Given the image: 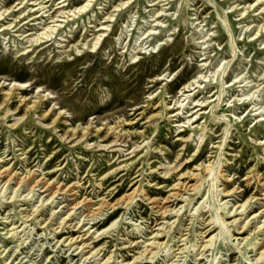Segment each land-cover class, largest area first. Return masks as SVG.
<instances>
[{
	"label": "rangeland",
	"instance_id": "rangeland-1",
	"mask_svg": "<svg viewBox=\"0 0 264 264\" xmlns=\"http://www.w3.org/2000/svg\"><path fill=\"white\" fill-rule=\"evenodd\" d=\"M58 2L0 0V26H10L0 32V97L13 90L11 107L37 106L15 128L0 115V161L76 193L49 199L0 179V264H127L156 239L136 264H264V0H90L67 20ZM56 23L51 41L32 42ZM101 25L102 41L84 48ZM178 181L200 191H180L162 216ZM83 198L94 200L91 217L83 203L72 209ZM82 242L91 246L74 248Z\"/></svg>",
	"mask_w": 264,
	"mask_h": 264
},
{
	"label": "bare ground",
	"instance_id": "bare-ground-1",
	"mask_svg": "<svg viewBox=\"0 0 264 264\" xmlns=\"http://www.w3.org/2000/svg\"><path fill=\"white\" fill-rule=\"evenodd\" d=\"M92 1V0H91ZM127 1V0H126ZM66 2V0H59V4L60 3H65ZM256 2V1H255ZM91 2H90V0H87L84 4H82V5H80V6H78L77 8H75L74 10H68V11H63V9H65L64 8V6H66V3L65 4H62L61 6H59V7H57V8H61L62 10H60V14H62V17H65V19L67 20V18L69 17V16H75L76 14H78V13H80V12H82V11H84L85 9H87V7L89 6V4H90ZM124 4H126V2H124L123 4H121V5H124ZM112 5V4H111ZM120 5V6H121ZM90 6H91V4H90ZM24 7V1H20L19 3H18V9H20V8H23ZM250 7V6H249ZM26 8V7H25ZM30 8V7H29ZM117 8V7H116ZM248 8V7H247ZM33 10V9H32ZM59 10V9H58ZM30 11H31V8H30ZM88 11V10H87ZM69 13L71 14V15H69ZM83 13V12H82ZM85 14V13H84ZM64 15H66V16H64ZM112 15V14H111ZM78 16V15H77ZM76 16V17H77ZM112 18V17H111ZM3 19H5V13L4 12H1L0 13V22L3 20ZM70 19V18H69ZM61 20V19H60ZM64 20V19H63ZM56 21V20H55ZM64 22V21H63ZM155 22H156V20H155ZM61 23H62V21H61ZM61 23H56V24H53V25H49V26H46V27H44L43 28V30L41 31V32H39L38 34H36V36L35 37H33V40H32V42H34V43H36V44H44V43H46V42H49V41H51L55 36L54 35H56L57 33H58V31L60 30V28H61V25L63 24H61ZM62 27H63V25H62ZM88 27H91V25H89ZM108 25H101L97 30L99 31V30H101L102 32L101 33H99V34H96L95 36H94V40H93V42L91 43V45L89 46L88 44V40H85V42H83L82 43V45H83V47L85 48H88V47H90L91 49L90 50H92V51H94L93 49H96V47H97V45L102 41L101 39L103 38V36H104V34H106L105 33V30H108ZM9 28H10V26H5V25H2V26H0V32H4V31H7V30H9ZM259 29V28H258ZM63 31V30H62ZM88 31H90V30H88V28L86 27V30L85 31H83L82 32V34H81V36L83 37V39H84V37H85V34L86 33H88ZM59 36V35H58ZM106 36V35H105ZM65 37V36H64ZM59 45V44H58ZM75 49H77V47H75ZM206 63V62H205ZM220 70V67L218 68V70H216V72H215V74L218 72ZM201 74V73H200ZM214 74V75H215ZM201 77H205V76H202V75H200ZM234 77V76H233ZM205 79H207V78H205ZM198 81H196L195 80V82L194 83H197ZM13 83V86H12V88L13 89H22L24 86H27V83L26 82H16V81H14V82H12ZM190 85H187V87H189ZM1 89V88H0ZM16 91V90H15ZM2 92V91H1ZM12 94H13V90H11L10 92H8V93H3L2 95H1V97H0V115L3 117V119L5 120V119H7V118H12L11 119V121L9 122V121H7V122H9V127H12V128H15V127H17V125L24 119V117H26L28 114H29V112L31 111V110H34V109H36V104H33L32 106H28L27 104L25 105V102H24V98L23 99H21V98H18V102H19V104L20 105H25L24 107H11L10 105H11V102H10V99H12ZM254 95V94H253ZM16 96V95H15ZM247 96V95H246ZM252 96V95H251ZM18 97V96H17ZM185 98L184 99H186V98H189V95H185L184 96ZM183 99V100H184ZM196 101V100H195ZM28 103V102H27ZM203 102H201L200 104H202ZM197 106V105H196ZM4 107H7L6 109L4 108ZM199 110H201V108H198V109H196L195 110V113H196V116L198 115V113H197V111H199ZM257 110H259V109H257ZM180 112V111H179ZM19 113H20V115H19ZM41 117L42 118H44V117H46V114H42L41 115ZM193 117H195V116H193ZM154 119V118H153ZM262 119V118H261ZM262 120H264V118L262 119ZM57 121V118H53L52 119V121L50 122L49 121V123H47V124H45L46 126H51V125H53L55 122ZM190 121V120H189ZM152 122V121H151ZM150 122V123H151ZM182 124V123H181ZM113 128V127H112ZM63 129V128H62ZM114 129V128H113ZM118 129V128H117ZM116 129V131L118 132V130ZM73 130H75V129H73ZM81 130V129H80ZM83 130V129H82ZM107 131H109V129L107 130ZM123 132V131H122ZM127 134V133H126ZM75 135V132H72V133H64L63 135L61 134V135H59V136H61V138H63V136H74ZM80 135V134H79ZM85 135V133H82L81 135H80V138H82L83 136ZM188 138V137H187ZM227 140V139H226ZM201 141V140H200ZM199 141V142H200ZM87 143V142H86ZM88 144V143H87ZM137 145V144H136ZM138 148V147H137ZM133 149V148H132ZM131 151V150H130ZM200 156V155H199ZM188 158V157H187ZM2 162H5L4 160L3 161H0V179H4L5 178V181H4V184H7V185H9L10 183H11V181L12 180H15V181H17V185L18 186H23L24 184H29V183H31V186H30V188H29V192H33L34 191V189H35V187H37V186H40V188H43L42 190H41V192H43V191H52V189H51V183L50 182H46V181H44V175H43V177H40V178H38V179H35V177H34V174H33V172L31 171V170H27L26 172H25V174H24V176H20L19 175V173L18 172H16V171H12V168H9L8 166L7 167H2ZM9 162V161H8ZM208 164V163H207ZM181 164H179V166H180ZM163 166V165H162ZM176 168V167H175ZM184 168V167H183ZM202 168H204V170L205 171H211V168H210V165H206V166H202ZM29 169V168H28ZM175 170V169H174ZM170 171H171V168H169V167H166V169H165V171H164V174L165 175H167V174H169L170 173ZM20 172V171H19ZM163 174V173H162ZM184 174H187L188 176V178H189V180H194V178H196V177H198V176H200L201 175V173L200 172H197V173H194V172H185ZM164 176V175H163ZM210 178V177H209ZM225 178V177H224ZM46 179V178H45ZM184 179V178H183ZM248 180V179H247ZM251 181V180H250ZM62 183V182H61ZM198 183V182H197ZM226 183V182H225ZM16 187V186H15ZM74 185H67L65 188H62V186H57V188L54 190V191H52L51 192V196L49 197V199H51V198H53L54 196H55V194H65L66 192H69L71 195H75V193H76V191H74ZM79 188V187H78ZM224 188V187H223ZM173 189L175 190L174 192H170L169 194H168V196H166L163 200H162V205L158 208V210L157 211H159L160 212V215H162V216H166V212L167 211H169V206H164L163 204H165V203H168V202H170L171 200L173 201H175V200H178L177 198H179L178 196H181L182 197V194H181V192L180 191H185V190H193L194 192H195V194H198L199 193V191H200V183H198V184H196V183H193V184H189L188 185V182L187 183H184V182H180V181H178V182H176L175 184H173ZM225 189V188H224ZM264 189V188H263ZM144 190V189H143ZM49 192V193H50ZM223 192V191H222ZM1 193V192H0ZM133 193H134V190L133 191H131L129 194H127V198L128 199H130V198H132V195H133ZM147 193H145V195H146ZM28 196V195H27ZM123 196V195H122ZM255 197V196H254ZM12 198V197H11ZM70 198V197H69ZM10 199V198H9ZM48 199V200H49ZM71 199V198H70ZM74 200V199H73ZM150 200V199H149ZM160 200V199H159ZM185 200H187V199H185ZM75 201V200H74ZM92 201H94V200H92ZM92 201H90V198H83V199H81L80 201H77V203H75L74 204V206H72V209H74V208H76V207H78V206H80V204H82L83 203V205H86V207H87V210L91 207V204H90V202H92ZM189 202H190V200H189ZM189 202H187V203H189ZM94 203V202H93ZM176 204V203H175ZM100 205V204H99ZM102 205H104V204H102ZM233 206V205H232ZM240 206V205H239ZM98 207H100V206H98ZM241 207H244V204L241 206ZM99 209V208H98ZM155 209V208H154ZM174 209V207L171 209V210H173ZM240 209V208H239ZM230 211V210H229ZM229 211H227V212H224L225 213V215H227V214H229ZM260 211V210H259ZM264 211V210H263ZM178 212V211H177ZM256 212V211H255ZM95 213H94V211H92V209H89V211H88V213H87V215L86 216H93ZM170 216V215H169ZM234 216V215H233ZM264 216V215H263ZM44 219V218H43ZM159 220V219H158ZM218 220L221 222V225L222 226H224V228L227 230V232H229V230L225 227L226 225H227V223H224V220H222V217L220 218H218ZM166 222V221H165ZM68 223V222H67ZM104 223V222H103ZM169 223V222H168ZM171 223V222H170ZM210 223H212V225L209 227V224ZM213 223H215V221H212V219H211V221L210 222H208V228H206V230L203 232L205 235H203V237H206L211 231H213V229H214V224ZM242 223V222H241ZM6 225V224H5ZM78 225V224H77ZM85 225V224H84ZM96 225V224H95ZM73 226V225H72ZM255 226V225H254ZM160 226H158V228H159ZM172 227V226H171ZM14 228V227H13ZM108 228V227H107ZM242 229L238 232L239 234H243L244 232H245V230L247 229L246 228V224L245 225H243L242 227H241ZM142 230V229H141ZM238 230V229H237ZM201 232V231H200ZM67 233V232H66ZM72 233V232H71ZM87 233V232H86ZM158 232H154V234H153V238H156V237H160V233H158ZM9 234V233H8ZM93 234V233H92ZM181 236V235H180ZM230 236H232V235H230ZM202 237V238H203ZM214 237H215V235L214 234H212L209 238H207L206 240H204V242L205 243H203L204 245H202V251H204V249L209 245V243H211L212 241H213V239H214ZM77 238H79V236H77V237H71L70 239H68V244H69V246L70 245H72V244H74V243H76V242H78L77 241ZM83 238V237H82ZM181 238V237H180ZM65 239V238H64ZM159 239V238H158ZM82 239H80L79 240V242L81 241ZM146 240V239H145ZM155 240V239H154ZM157 240V239H156ZM153 241V240H151L150 242H148L147 244H146V246L147 247H150V248H147V247H145L142 251H140L139 252V255H137V256H134L133 257V260L132 261H130V262H128L127 264H136V263H138V262H141L143 259H145V258H150V257H148V255L149 254H152L153 252L151 251L152 250V248H154V247H157L159 244H158V242L157 241ZM182 240H184V239H181V241ZM242 240H245L246 241V237H244ZM129 241V240H128ZM59 242V241H58ZM63 242V241H62ZM87 242V241H86ZM66 243V242H65ZM146 243V242H145ZM183 243V242H182ZM202 244V243H201ZM185 245V244H184ZM264 245V244H263ZM89 246H91V245H88L87 243H85V242H82L80 245H78L77 244V246L76 247H74L75 249H80L81 251L84 249V248H87V247H89ZM96 247V246H95ZM94 247V248H95ZM262 247V246H261ZM70 249V248H69ZM178 248H176V250H177ZM199 249V248H198ZM262 249V248H261ZM179 250H182L181 248H179ZM202 251H200L199 253H198V255L200 254V256L202 255ZM80 253V252H79ZM264 253V249L260 252V256L262 255ZM92 254H96V250H93V251H91L90 252V255H92ZM204 254V253H203ZM175 257V256H174ZM129 258V257H128ZM259 259V258H258ZM171 263V262H170Z\"/></svg>",
	"mask_w": 264,
	"mask_h": 264
}]
</instances>
